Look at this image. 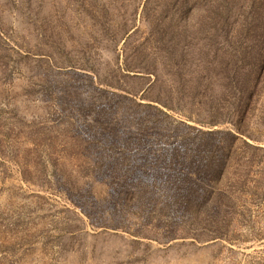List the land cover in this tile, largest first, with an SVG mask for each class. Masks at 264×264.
<instances>
[{
	"label": "rangeland",
	"instance_id": "rangeland-1",
	"mask_svg": "<svg viewBox=\"0 0 264 264\" xmlns=\"http://www.w3.org/2000/svg\"><path fill=\"white\" fill-rule=\"evenodd\" d=\"M0 264H264V0H0Z\"/></svg>",
	"mask_w": 264,
	"mask_h": 264
}]
</instances>
